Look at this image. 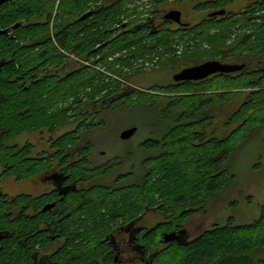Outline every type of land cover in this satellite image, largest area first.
I'll use <instances>...</instances> for the list:
<instances>
[{
    "label": "trees",
    "instance_id": "16d2710c",
    "mask_svg": "<svg viewBox=\"0 0 264 264\" xmlns=\"http://www.w3.org/2000/svg\"><path fill=\"white\" fill-rule=\"evenodd\" d=\"M150 2L157 5L167 0ZM91 4H97L98 11L78 21ZM135 5V0H14L0 7V31L9 30L12 35L10 38L0 34V59L12 57L0 70V178L28 180L49 169L53 161H58V168H65L70 178H86L84 182L103 175L105 167L88 168V150L73 149L103 124L100 119L99 123H92L85 114L90 101L102 93L120 94L119 80L139 65L150 63L153 54L173 63L174 46L179 51L185 43L193 44L195 48L191 52L185 50L178 63L196 66L220 60L245 67L235 76L217 75L197 83L152 86L148 92L136 91L114 100L110 111L128 110L127 114L142 115L139 124L144 126L147 137L139 146L141 151L129 155L140 163L131 175L129 187L121 185L113 190L112 184L104 183L90 187L81 198L74 195L71 202L61 204L65 215L62 238L67 241L62 256L67 264L92 260L97 252L79 255L77 249L88 240L100 239L101 233L119 217L132 220L145 206L146 211L166 216V222L145 235L148 254L159 246L167 250L175 246L181 254L177 264H264L263 214L246 225H235L229 218L224 225H214L192 241H162L163 234L182 235L184 231L174 228L180 225L185 212L205 214L211 200L228 188L233 176L227 165L236 149L235 141L261 135L264 142V0L258 3V14H242L234 21L202 22L176 38L175 32L162 30L151 39L137 35L113 39L127 20V6ZM66 11L71 13L69 21L64 18ZM212 28L216 32L212 33ZM235 36L237 40L223 48ZM202 42L210 47L204 56L197 55ZM96 56L99 71L60 75L62 66L68 68L70 57L89 61ZM31 72L33 81L25 89L24 82ZM15 76L17 82H12ZM235 88L250 91L224 124L227 129L237 125L236 128L217 137L215 130L208 131L213 123V108L232 99L227 91ZM70 124L76 126L75 130L52 138V153L36 156L39 159L28 158L29 144L19 147L13 143L21 135L35 132H47L52 137ZM239 134L242 136L238 138ZM73 152L77 153V163H70ZM29 199L19 197L18 203L27 207ZM33 202L42 206L40 198ZM15 203L8 197L0 199V264L30 262L35 223L25 210L13 215ZM164 252H155L152 264H173L172 256Z\"/></svg>",
    "mask_w": 264,
    "mask_h": 264
},
{
    "label": "flooded vegetation",
    "instance_id": "af4514ba",
    "mask_svg": "<svg viewBox=\"0 0 264 264\" xmlns=\"http://www.w3.org/2000/svg\"><path fill=\"white\" fill-rule=\"evenodd\" d=\"M183 1L184 0H167V3L165 4L158 3L157 5H154L150 2V0H135L136 5L134 6V8L133 6H127V8H129L127 11V20L123 21L121 26L119 27V30L113 34V39L118 38L120 35H123L122 37L126 35H137L139 37H144L145 39H151L155 35L159 36L162 30L175 32L173 38H176L179 37L180 34L186 33L194 26L201 25L202 22H208L212 20L214 22H219L224 19H230L231 21H234L242 14L246 15L250 14L251 12H255L256 14H258V3H262L263 0H199L196 3L192 4V7L190 8L184 7ZM65 4L68 3L65 2ZM211 4H215L214 8H210ZM218 4H221L222 6L216 7L218 6ZM171 5V8H168L167 10L163 9V7ZM239 6L240 8L238 9ZM97 7V4H91L90 10H87L84 12V14H81L78 18V21H84L90 18L96 13V11H98ZM172 11L180 13L179 23L166 21L164 19V16ZM190 11H193L196 14L200 15L199 18L197 20L192 19L190 16ZM219 11H224L225 14L222 16H209ZM66 12L67 13L64 14V18L66 21H69L72 19L71 13H68L69 11ZM211 32L214 33L216 32V30L212 28ZM8 36L11 38L12 35H9L8 33ZM256 44L258 46L257 42ZM173 48L176 50V61H174L173 63H169V59L160 57L161 55L159 56L158 54H153L151 58L152 61L150 63L139 65L138 69L134 68L132 72L126 74V78L119 80L122 87V91L120 92V94H123H112L108 96L107 94L102 93L100 96H96L94 100L90 101L91 105H88L86 107V113L84 112L86 115L91 117L90 121L93 123L96 120V123H99V119L102 120L105 116L104 113L110 111L108 108L112 106L114 100H119L122 95H130L131 93H135L136 91L148 92L147 89L152 86L167 87L169 85L178 86L186 83L175 82L173 80V77L183 69L193 67L194 65L185 64L180 68L178 63V59L180 58L179 51L177 47L174 46ZM69 59L70 60L67 61V63L69 64L68 68H66V66H62V73L60 74L62 75V77L65 76L68 72L70 73L72 71H99V68L97 67V61L99 60L98 56L92 58L89 61H86L85 58L82 57H70ZM10 61H12V57L10 56L0 59V70L4 66H7ZM218 61L221 62L220 60ZM221 63L235 65L234 62ZM148 66H150V68H144ZM159 69L162 71L169 69V71H167V74H164L165 77L161 78L157 76L156 78L155 74L151 73L152 71ZM39 72L40 76L42 71L40 70ZM238 73L228 74L225 76H235ZM58 74L59 73H57V75ZM217 75L220 74H216L205 80L211 79ZM168 76L169 79L166 78ZM151 77H155V79L151 84L146 85L145 87L142 85H134V83L138 82L140 79L143 80L144 78ZM163 79L166 80V84H164ZM31 81H33V72H31L29 78L27 77L26 81L24 82L25 89H27ZM12 82H17V77L12 79ZM190 82L197 83L192 81ZM110 112L113 114L114 111ZM101 122H103V120ZM80 123H82V121ZM75 128H73V131L75 130ZM26 144H29L31 146L30 153L28 154V158L30 160L39 159L36 158V156L48 153L47 151H44V149L36 152L34 145L29 142L22 143V145L15 143L14 145L23 147ZM140 145L141 143H138L136 145L134 144L135 148L132 149L131 144L130 148H128L127 150L122 148L118 151L119 153L115 152V154L112 153L111 155L106 154L105 152H101V160L99 161L100 163L93 164L92 161L93 157L95 156L94 152L96 150L95 145L91 142H78L75 144L73 149L88 150L86 154L88 168L96 169L98 167H105L101 172L104 173L103 175L95 177L91 181L84 182L83 179L86 178H70L69 173L64 171L65 168L59 169V162L53 161L49 169L44 170L42 173L32 175L28 180L16 181L14 178L15 183H31L35 190L39 189V186H36L35 182H42V192L38 193L37 195H35L34 193H22L15 196H8L7 194L0 191V199L8 197L9 199H13L16 202V207L12 209L13 215H17L18 213H21L22 210H25L26 216L33 220L35 223L34 232L31 236L33 238L34 244L32 250L30 251L29 264H67L66 260H64V257L62 256V252L66 249L67 241L65 238H62V222L65 215H63L64 212L62 211L61 204L63 202H71L74 195L81 198L82 193L87 192L90 187L103 185L107 182L112 184L111 187L114 188L113 190L120 189L121 185L129 187V180L131 178V175L135 171L127 170L123 173L118 172H120V169L126 166V164H134V166L137 168L140 160L139 162H137V159L129 157V155H131L132 153H135L136 155V152L141 151L139 149ZM49 148H51V144L49 145ZM126 153L128 154L125 157L121 156L122 154ZM71 155L73 157L69 158L70 163L79 162V160L75 158L77 155L76 152H73ZM22 196L30 198L28 201L29 205L27 207L23 206L22 208L21 204L18 203V198ZM37 198H40L41 200L42 206L40 207L38 206V204H35L33 202ZM58 204H60L59 207ZM49 205H53V207L43 211V209ZM143 209L132 220H130L129 217L125 219H121L119 217L117 221H114L109 225L108 229L104 233H101L100 239L97 238L95 240H88L86 243H84V246L81 249H77L79 255L94 252L98 253L97 255H94L92 257V260L85 261V263L82 264H152V259L155 253L154 251H151L148 254L145 243V235L150 229L156 227V225H162L164 222H166V216L156 211H146L145 206L143 207ZM151 213L161 216L162 219L161 221L148 226L145 223V219L147 215ZM185 213L186 214L182 217L180 225H176L174 229L178 231H184L182 232V236L187 238V220L195 216L196 214L192 212L191 214L187 215V212ZM214 225L216 224H213V226Z\"/></svg>",
    "mask_w": 264,
    "mask_h": 264
},
{
    "label": "rangeland",
    "instance_id": "374dc122",
    "mask_svg": "<svg viewBox=\"0 0 264 264\" xmlns=\"http://www.w3.org/2000/svg\"><path fill=\"white\" fill-rule=\"evenodd\" d=\"M197 1L199 0H184V7L190 8L192 7L191 5ZM171 7L172 5L163 7V9L167 10ZM239 8L240 6L238 9ZM190 16L192 19L197 20L200 15L190 11ZM238 35L239 34H237V36ZM237 36L230 38L226 44L223 45V48L231 46L237 40ZM255 46H257V44H255ZM194 48L195 45H189L188 43H185L182 47H179V56L181 57L185 50L186 52H191L190 49L193 50ZM198 48L199 54L197 55H205L209 54L210 52V47L204 42L200 43ZM184 65V61L179 63L180 68ZM144 68H150V66ZM167 71H169V69L163 71L159 69L152 71L151 74H155L156 78L157 76L163 78L165 77L164 74H167ZM155 77L144 78L143 80L140 79L138 82H135L134 85H142L145 87L146 85L151 84ZM166 78L169 79V76ZM163 80L164 84H166V80ZM249 91L250 89L247 88H235L228 90L227 92L232 94L233 97L232 99L223 100L221 104H218L213 108V123L208 131L211 132L215 130V135L217 137H222L229 134L231 130H234L237 125L227 129L224 124L244 102L246 97L245 94H247ZM125 112L115 111L112 114L110 111H108L104 113L105 116L103 115L104 117L102 119V126L95 128L90 132V135L84 136L83 140H81V143L90 141L95 145L96 150L94 152L95 156L93 157L92 161L93 164L100 163L99 161L101 160V152H105L106 154L110 155L112 153L115 154V152L119 153L118 151L120 149L124 148L127 150L130 148L131 144V148L133 149L135 148L134 144L136 145L141 143L143 139L147 137L146 132L144 131V126L142 128L139 124V119H141L142 115H140V113L127 114V112ZM132 125L137 128L136 134L127 141L120 140V133L123 130L133 127ZM75 127L76 126L74 124H70L66 129L59 130L52 137L47 132H35L33 135L21 136L15 139L13 143L22 145V143L29 142L34 145L36 152L44 149V151L52 153V148H49L51 139L62 135L64 132L72 131ZM240 136H242V134H239L237 137L239 138ZM235 139L237 138L235 137ZM235 142L236 149L234 150L233 155L227 165L228 170L233 176L232 181L223 193L211 200V202L206 207L205 214H196L187 220V241H192L203 232L209 230L213 224L224 225V223L229 218L233 219L235 225H246L256 220L261 214L264 215V213H262V210H264V142L261 138V135L252 136L246 139L244 142H240L239 140ZM127 154L128 153L122 154L121 156L125 157ZM134 169H136L134 164H126V166L122 167L118 173H123L127 170L133 171ZM1 173L2 168L0 167V174ZM0 182V191L7 194L8 196H15L22 193H34L37 195L38 193L42 192L41 188L43 183L40 181L35 182V185L39 186L38 190H35L31 183H15L14 177L12 176L0 178ZM161 219V216L151 213L147 215L145 223L149 226L161 221ZM164 250L168 254L167 256H172V260L174 261L172 263L177 264L176 262L180 260L181 254L177 252L176 247L174 246L168 248L167 250V247L159 246L158 248L154 249V253H157V251L164 252Z\"/></svg>",
    "mask_w": 264,
    "mask_h": 264
},
{
    "label": "water",
    "instance_id": "95a60500",
    "mask_svg": "<svg viewBox=\"0 0 264 264\" xmlns=\"http://www.w3.org/2000/svg\"><path fill=\"white\" fill-rule=\"evenodd\" d=\"M11 1L14 0H0V7ZM224 14H225L224 11H219L209 16L210 17L222 16ZM164 19L166 21L179 23L180 13L176 11L169 12L164 16ZM15 28L16 26L13 27V29ZM8 32L9 30H4V31H0V34L6 35L8 34ZM244 67L245 65H232V64H223L219 61H207L199 65L183 69L181 72H179L173 77V80L175 82H190V81L198 82V81H203L216 74L228 75V74L238 73L241 72L244 69ZM136 132H137L136 127H130L126 130H123L120 133L119 139L122 141H127L131 139L136 134ZM51 207H53V205L46 206L43 209V211L48 210ZM180 240L186 241V238L182 236L181 233H169V234H163L162 236V241L166 244L172 242L180 243Z\"/></svg>",
    "mask_w": 264,
    "mask_h": 264
},
{
    "label": "bare ground",
    "instance_id": "6f19581e",
    "mask_svg": "<svg viewBox=\"0 0 264 264\" xmlns=\"http://www.w3.org/2000/svg\"><path fill=\"white\" fill-rule=\"evenodd\" d=\"M11 146V145H10ZM3 189V188H2Z\"/></svg>",
    "mask_w": 264,
    "mask_h": 264
}]
</instances>
